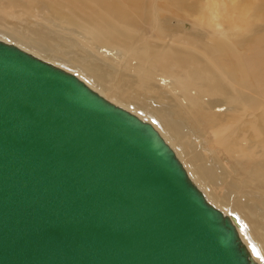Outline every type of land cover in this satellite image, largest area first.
<instances>
[{
    "label": "water",
    "instance_id": "1",
    "mask_svg": "<svg viewBox=\"0 0 264 264\" xmlns=\"http://www.w3.org/2000/svg\"><path fill=\"white\" fill-rule=\"evenodd\" d=\"M147 120L0 38V264H259Z\"/></svg>",
    "mask_w": 264,
    "mask_h": 264
},
{
    "label": "bare ground",
    "instance_id": "2",
    "mask_svg": "<svg viewBox=\"0 0 264 264\" xmlns=\"http://www.w3.org/2000/svg\"><path fill=\"white\" fill-rule=\"evenodd\" d=\"M2 13L33 25L0 24L1 39L149 121L264 264V0H0Z\"/></svg>",
    "mask_w": 264,
    "mask_h": 264
},
{
    "label": "rangeland",
    "instance_id": "3",
    "mask_svg": "<svg viewBox=\"0 0 264 264\" xmlns=\"http://www.w3.org/2000/svg\"><path fill=\"white\" fill-rule=\"evenodd\" d=\"M0 24H2V25H7V26H15V28H18V29H20V28H23L24 27V25L26 24V23H29V21L28 22H26V23H23L22 21H19V22H17L16 23V19H14L13 17H10V16H6L5 14H0ZM18 21V20H17ZM256 20H254V22H255ZM21 22V23H20ZM43 24V23H40L39 21H37V19H36V21H35V24L34 25H36V24ZM23 23V24H22ZM256 23H258V22H256ZM15 24V25H14ZM30 25H33V22L31 21L30 23H29ZM172 24L174 25L175 24V26L176 27H178V26H182V25H184L183 26V29L185 30V31H187V32H191V31H193V30H196V31H198V33L199 32H201L202 33V35H199L198 36V38L199 39H203V38H205L206 36H207V34H208V30L207 29H196V27H195V25H194V23L188 18V19H184L183 17H174V20H173V22H172ZM18 25V26H17ZM20 25V26H19ZM23 26V27H22ZM193 28V29H192ZM46 30V29H45ZM200 30V31H199ZM2 31V32H1ZM46 31H48V30H46ZM0 33H2V34H5V36H7V34H6V31H4V30H0ZM10 37V36H9ZM8 37V38H9ZM11 39V38H10ZM192 125V127H195V124H194V122H192L191 124H190V120H188V126H189V128H190V126ZM205 142L202 144L203 146H204V149L206 150V151H208V150H210V147H208L209 146V144H207V142H206V140H204ZM231 155L230 154H228V153H223L222 154V157H223V160L225 161L226 160V163L228 164V165H232V161H231V157H230ZM227 157H228V159H227ZM230 159V160H229ZM221 190H225V186H222L221 187Z\"/></svg>",
    "mask_w": 264,
    "mask_h": 264
}]
</instances>
